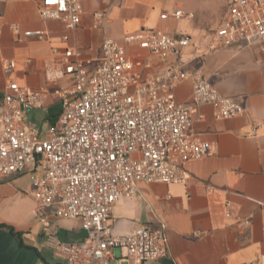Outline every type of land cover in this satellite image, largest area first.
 Masks as SVG:
<instances>
[{
    "label": "built area",
    "instance_id": "1",
    "mask_svg": "<svg viewBox=\"0 0 264 264\" xmlns=\"http://www.w3.org/2000/svg\"><path fill=\"white\" fill-rule=\"evenodd\" d=\"M84 1L40 0L39 14L72 30L80 23ZM171 15L193 17L182 9ZM95 17L100 24L103 14ZM12 31L20 33L17 25ZM23 35L43 40L49 32L28 29ZM263 40L264 0H227L219 24L200 37L143 27L121 40L103 38L95 58L85 57L79 48L53 47L54 57L44 70L45 86L8 83L0 94V181L32 172L34 213L55 256L65 264H113L111 253L119 248L134 264H151L168 254L165 224L140 225L115 235L112 208L120 198L135 197L139 182H184L183 164L211 155V144L191 135L197 105H210L216 118L244 113L241 98L223 95L201 69L187 68L185 50L190 48L192 59L202 60L224 48L240 49ZM150 56L166 61L161 72L148 71ZM14 67L9 59L3 70L9 74ZM188 78L191 101L177 102L174 89ZM49 98L59 111L42 128L28 115L47 110ZM260 205L264 220V203ZM54 218L79 220L85 239L61 241Z\"/></svg>",
    "mask_w": 264,
    "mask_h": 264
},
{
    "label": "crops",
    "instance_id": "2",
    "mask_svg": "<svg viewBox=\"0 0 264 264\" xmlns=\"http://www.w3.org/2000/svg\"><path fill=\"white\" fill-rule=\"evenodd\" d=\"M39 3L0 0V94L10 81L30 88L45 86L44 70L54 57L53 47L79 48L85 57L95 58L103 38L121 40L143 27L200 37L219 24L227 0H85L80 23L72 30H66L58 20L41 18ZM222 8L220 21L207 28ZM176 9L191 12L193 17L175 19L171 13ZM97 12L103 14L98 25ZM162 13L167 17H161ZM12 25L19 27L18 35ZM28 29H45L49 37H25L23 31ZM64 34L67 41L61 40ZM9 59L15 61V67L7 74L3 65ZM182 59L189 70L201 69L223 95L241 98L244 113L216 118L210 105H197L191 135L208 141L211 155L186 161L184 182H139L135 197L120 198L113 206L112 233L124 235L140 225L158 228L165 224L168 254L151 264H264L260 205L264 203V52L254 43L194 60L187 48ZM147 60L148 71L155 74L167 64L156 56ZM174 94L177 102H190L191 80L180 82ZM58 111V104L49 98L47 110L32 111L28 117L47 125ZM38 112L42 114L37 117ZM34 210L31 171L0 181V264H65L45 244ZM53 222L61 241L85 239L79 220L54 218ZM110 261L134 264L119 248L113 249Z\"/></svg>",
    "mask_w": 264,
    "mask_h": 264
},
{
    "label": "rangeland",
    "instance_id": "3",
    "mask_svg": "<svg viewBox=\"0 0 264 264\" xmlns=\"http://www.w3.org/2000/svg\"><path fill=\"white\" fill-rule=\"evenodd\" d=\"M224 10H225V8H222V11H221V13L218 15V18H217L214 22L209 23L208 26H207V28H208V27H211V26H214L215 24H217L218 21H220V20H219V19H220V16H221V14L223 15ZM255 44H260L261 47H262V52H264V40H263V41H258V42H256ZM51 111H52V113H53L55 110L52 109ZM41 114H42L41 112H38V113H36V116H37V115H41ZM37 117H38V116H37ZM55 118H56V116H53L51 119L54 120ZM40 126H42V128H45V127H46V124L42 125L41 122H40Z\"/></svg>",
    "mask_w": 264,
    "mask_h": 264
}]
</instances>
